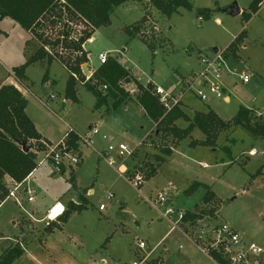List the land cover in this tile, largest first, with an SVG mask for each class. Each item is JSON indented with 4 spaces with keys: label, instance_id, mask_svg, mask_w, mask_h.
<instances>
[{
    "label": "rangeland",
    "instance_id": "rangeland-1",
    "mask_svg": "<svg viewBox=\"0 0 264 264\" xmlns=\"http://www.w3.org/2000/svg\"><path fill=\"white\" fill-rule=\"evenodd\" d=\"M252 1L192 0L191 11L180 9L167 17L147 0H129L116 9L110 25L98 30L64 6L42 18L39 37L12 19L0 20V84L5 79L13 80L25 88L13 70L25 65L32 51L44 49L55 64L56 86L43 84L47 60L26 71L30 114L49 139L58 145L71 127L83 136L89 133V127L99 128L93 135V147L80 143L83 161L74 166L85 209L71 216L64 232L58 228L49 231L52 221L44 218L47 201L62 199L68 209L67 203L75 200L77 192L70 173H55L52 163L45 160L49 155L46 147L37 153L38 168L30 180L34 194L27 200L19 198V203L9 199L0 209V256L7 247L19 246L24 254L15 264H133L141 255L136 244L144 241L151 249L155 248L152 253L151 249L148 251L147 264L154 260L160 264H214L198 245L201 232L207 234L202 247L212 241L224 224L244 233V242L255 241L257 235L264 239L262 140L236 128L222 132L216 147L208 148L191 145L206 138L196 129L190 138L175 146L173 136L154 134L156 126L151 137L145 139L150 121L132 104H122L117 109L111 104L107 113L104 108L95 109L97 98L85 85L91 79L82 68L87 65L93 75L100 67L98 55L107 53L108 59H117L142 84L162 85L170 95L169 104L190 99L204 111L208 105L224 121L232 120L240 107L264 117V5L246 22L243 12H248ZM234 3L242 10L237 17L227 12ZM201 9H210V18L199 16ZM244 31L245 41L235 57L226 49ZM68 35L71 39L66 38L64 45L58 43L59 36ZM27 41L30 44L26 49ZM81 41L84 44L80 50L66 47ZM215 49L223 52L227 66L245 71L250 81L243 84L234 74L226 77L225 71L222 82L230 101L209 94L207 105L200 104L203 101L191 89L193 77L202 68L200 58L217 54ZM79 68L82 74L76 78L80 103L71 101L63 107L64 76ZM123 87L126 91H137L133 83ZM99 90L108 94L104 85ZM194 113L190 112V116ZM177 124L182 129L189 125L184 121ZM122 141L136 149L134 156L126 160L131 173L139 172L146 177L151 167H157L158 175L146 179L140 188L118 172L119 163L113 168L99 154ZM36 144L31 143L34 152ZM226 146L230 153L224 150ZM170 147L172 155L167 156L162 149ZM194 182L207 184L208 189L202 187L187 197L185 191ZM159 196L166 197L167 205L175 210L197 214L201 219L196 224L183 221L179 229L174 228L163 216L165 208L159 205ZM102 205L106 209L101 211ZM13 217L17 227L13 226ZM201 226L205 228L201 230Z\"/></svg>",
    "mask_w": 264,
    "mask_h": 264
},
{
    "label": "trees",
    "instance_id": "trees-1",
    "mask_svg": "<svg viewBox=\"0 0 264 264\" xmlns=\"http://www.w3.org/2000/svg\"><path fill=\"white\" fill-rule=\"evenodd\" d=\"M129 0H0V20L12 19L17 22L24 30L38 36L37 28L40 26L42 18L49 16L53 10L64 6L71 9L76 15L85 20L94 30L110 25L111 16L117 8L127 3ZM156 10L167 17L179 12L180 9L191 11L193 9L192 0H147ZM264 5V0H253L249 6L248 12H243V19L249 22L253 15L257 14ZM199 16L210 18L212 11L210 9L199 10ZM137 31L136 33H138ZM1 33V30H0ZM131 38L134 35L129 33ZM246 38V32H242L234 42L226 49L238 57V51ZM80 43H72L66 47L80 50ZM60 43V41L58 42ZM66 42H63V44ZM47 60L48 69L44 80L48 77L51 58L44 49L37 50L27 63L20 68L13 70L15 78L19 83L27 80V68L37 62ZM85 60V59H84ZM78 74L81 75V69L71 71L65 89V98L78 103L76 96L77 85L79 83ZM93 83L86 82L85 85L96 96L97 101L95 109H101L107 105V100L112 97L114 102L112 108L117 109L126 103L131 94L124 89L125 84L133 83L138 91L135 97L139 105L144 109L146 116L156 125L154 134L160 136H173L175 146L191 137L197 129L205 135V140L201 142H192L191 145L215 148L220 134L230 129L242 128L250 133L256 139L264 143V117L255 115L254 112L246 107H240L235 117L230 121H224L214 111L207 113L196 112L190 117L181 108L179 103L172 109H167L156 95L157 87L153 83L146 85L137 80L132 73L126 69L117 59L110 57L107 63L101 65L92 75ZM104 85L108 89V94H103L99 87ZM28 101L24 95L13 85H4L0 88V207L7 199L8 189L5 187L4 180L9 177L15 183H24L38 168V152L46 150V144L42 142V136L37 131L34 123L28 117L26 109ZM184 121L189 125L182 129L178 127V122ZM151 137V135L149 136ZM148 137V138H149ZM63 142L69 150L76 154L80 151V135L75 130H70L64 136ZM37 143V151L31 150V143ZM51 145V144H49ZM24 149H28L25 151ZM228 153L231 152L228 146L224 147ZM165 155H172L173 149H162ZM158 161L164 162V158H158ZM62 168L61 173H64ZM157 167H151L146 179L155 177ZM259 175V173H258ZM71 181L74 182L72 179ZM208 187L200 182L194 184L185 191L187 197H191L198 189ZM79 205L71 203L67 211L59 218L60 223H66L72 213H80L85 209L82 204L80 190L74 184ZM212 196L215 194L210 190ZM209 199L206 198V202ZM201 218L194 213H185L183 221L196 224ZM54 228L61 229V226L54 222L48 226L49 231ZM24 254L19 247H10L0 256V264H15ZM217 264H231L224 253L220 250H211L209 255ZM150 264H160V261L154 260Z\"/></svg>",
    "mask_w": 264,
    "mask_h": 264
},
{
    "label": "built area",
    "instance_id": "built-area-1",
    "mask_svg": "<svg viewBox=\"0 0 264 264\" xmlns=\"http://www.w3.org/2000/svg\"><path fill=\"white\" fill-rule=\"evenodd\" d=\"M88 26L91 27L89 24ZM41 28H42V25L40 23V26L37 28L38 34H40L39 32ZM66 38H70V36L68 35L67 37H63V38H60L59 36L58 38L59 40L57 39V41H60V44L64 45L63 42H66ZM224 57L225 56L223 52H218L217 54L215 53L211 57L204 56L200 58V66L202 68L198 72H195L196 75L193 77L191 89L194 90L197 97L203 102H206L208 100L209 94H211L212 96L218 99H223L227 102L230 101V94L228 93L229 91L227 90L226 86H224L222 82V78L226 74L225 71L227 72L226 77L228 75L234 74L236 77L238 76L239 81L243 84H247L250 81V77L245 71H240L237 68L231 69L229 66H227L228 64L225 61ZM98 60H99L100 66L107 63L108 54L100 53L98 55ZM87 78L90 79L89 77ZM104 88L107 89L106 86H104ZM128 92L130 94L132 93L133 95H135V97L138 94V91L132 92L130 90ZM156 95L159 97L163 105L169 110L174 108L180 103L179 102L180 100H173L171 104H169L170 95H168V93L165 92L162 88L156 89ZM97 132L98 130L94 129L92 130V132L88 133L87 135L80 136V143L83 142L88 147H93V143H94L93 135H95ZM47 148H49V155H47L46 157L50 158V160H48L47 158L45 160L52 163L55 169V173H61L62 168L65 167L66 162L68 161L74 165H79L81 163L80 157L72 150H69L66 146V143L63 141H61L58 145L47 146ZM135 150L136 149L131 148L128 143L121 142L117 146H110L103 153H100V156L106 159L109 166L113 168H115V166L119 163V165L117 166L118 172L121 175L125 176L135 188H140L145 184L146 177L139 172L131 173L130 169L128 168V165L126 164V160L134 156ZM9 180H10L9 181L10 187L5 185V187L10 189L9 197L16 199V201L19 203V200L17 199L15 192L19 189L21 184L15 183L11 178H9ZM28 194L31 197L34 194V191H31L28 189ZM159 197H160L159 205L165 208V212L163 213V216L169 219L173 223L174 228L179 229L178 225L181 222H183V218L185 214L167 205L168 199L166 197H162V196H159ZM112 198H113V195H110L109 199H112ZM57 206L58 205L54 206L49 211L48 217H47L48 220L50 221L57 220V219L54 220L51 218L52 213L57 208ZM105 209L106 207L104 205L100 207L101 211ZM64 211H65V208L63 207V212ZM173 227L172 229H174ZM206 235L207 234H205L204 232H201L199 239H198V241H200V244L196 242L198 245L201 246V251L209 255L211 250H220L223 248L224 253L226 254V257L231 262V264H247L250 261H252L255 264V262L258 261V258L264 254V249L262 247H260L259 245L255 243H252V244L245 243L244 238L241 236V234L238 231H236L234 228L226 224L221 226L218 229V231L215 232V236L209 244H206L204 242L206 246H203L204 247L203 248L202 242L207 239ZM136 245L141 255L138 259H136L133 262V264H147L148 263V251L151 248L144 241H139ZM150 251L152 253L153 251H155V248H152Z\"/></svg>",
    "mask_w": 264,
    "mask_h": 264
},
{
    "label": "crops",
    "instance_id": "crops-1",
    "mask_svg": "<svg viewBox=\"0 0 264 264\" xmlns=\"http://www.w3.org/2000/svg\"><path fill=\"white\" fill-rule=\"evenodd\" d=\"M30 43L27 41L26 42V49H27V46L29 45ZM35 54V51H32L31 52V56L32 55H34ZM31 56H29V58L31 57ZM90 58V57H89ZM37 63H45V60H43V61H40V62H37ZM34 64H36V63H34ZM34 64H32V65H34ZM32 65H30V66H32ZM48 65V64H47ZM30 66L27 68V70L30 68ZM54 66H55V64H53L52 62H51V64H50V66H49V71H48V77L45 79V80H43V84H44V86H46V87H50V86H56V85H58V84H55V82H56V80L58 79V77H57V74H56V72H55V69H54ZM48 69V68H47ZM127 69V68H126ZM26 70V71H27ZM134 76V75H133ZM26 77H27V80L26 81H24V83H21V84H23L22 86H25V88H29V87H27L26 86V83L28 82V80H29V77H28V75H27V73H26ZM65 77V79L63 80V89L62 90H64V92H65V89H66V84H67V81H68V78H69V76H68V74L66 73V76H64ZM182 77H185V76H182ZM61 82V81H60ZM59 82V83H60ZM151 83H153V82H151ZM155 86H158V87H160V88H162L164 91H165V88L161 85H158V84H155V83H153ZM4 85H13V86H15L23 95H24V97L27 99V101H28V106H27V109H26V113H27V115H28V117L32 120V122L34 123V125H35V127H36V129H37V131L39 132V134L42 136V142L43 143H45L47 146H54L55 144L49 139L50 137H48V134L45 132V131H43L42 130V128H41V125L39 124V123H37L36 121H35V119H34V117L30 114V110H29V108H30V100H29V98H28V91L24 88V87H21L19 84H17L15 81H9V82H7L6 81V79L0 84V88L2 87V86H4ZM79 87H80V85L78 84L77 85V92H76V96H77V99H78V102L80 103V99H79V97H78V91H79ZM29 90V89H28ZM165 92H167V91H165ZM54 95H51V98L53 97ZM134 96V97H133ZM133 96H131L128 100H127V102L126 103H124L123 105H126V106H130L131 104H132V106H134L135 108H137L139 111H140V113H142L149 121H150V129H149V131H148V133H147V135H146V138L145 139H147L150 135H151V133H152V131H153V129H154V127L156 126L147 116H146V113H145V111H144V109L139 105V103L137 102V100H136V98H135V95H133ZM112 98V97H111ZM111 98L109 97L108 98V100H107V105H105L104 107H102V110H103V108H104V110H105V113H107L109 110H108V108L109 107H111V104H113V102H114V100L112 101V102H110L111 101ZM113 99V98H112ZM135 99V100H134ZM68 102H71V100H69V99H63V101H62V103H63V107H66L67 106V104H68ZM200 104H202V103H204V102H199ZM180 104H181V108H182V110H184L189 116H190V112L191 113H196V112H203V113H207L208 111H210V110H212L208 105H207V103L205 102L204 104H206L207 105V110L206 111H204V110H202V108L200 107V106H198L193 100H190V99H186V100H184V101H182V102H180ZM96 105V104H95ZM106 108V109H105ZM101 110V109H100ZM213 111V110H212ZM215 112V111H214ZM194 113V114H195ZM216 114H217V112H215ZM218 115V114H217ZM105 116V115H104ZM191 117V116H190ZM106 118H108V117H106ZM71 129H73V130H75V132H77L80 136H83V135H81L75 128H70V130ZM94 129H99L98 128V126L97 125H95L94 127L93 126H91V127H89V133L90 132H92V130H94ZM88 134V133H87ZM125 137H126V133H124L123 134ZM145 139H144V141L143 142H145ZM123 142V141H122ZM49 144H51V145H49ZM83 151H82V148L80 147V151H79V153L77 154L79 157H80V160L82 159V161H83ZM100 154V153H99ZM74 164H72L71 162H67L66 163V165H65V168H64V173H62V174H66L67 172H69L70 173V175H71V177L73 178V180H74V184L76 185V187L79 189V190H82V187L81 186H79L78 185V183H77V181H76V179H75V176H76V174H77V172H76V170L74 169ZM36 173V171L31 175V176H29L28 178H27V180L24 182V183H22L21 184V186L19 187V189L15 192V195H16V197H17V199L19 200V198H22V199H29L30 198V195L28 194V189L29 190H32V189H30V187H29V185H30V180L32 179V177L34 176V174ZM157 175H158V173H157ZM156 175V176H157ZM10 180H9V178H6L5 180H4V184L5 185H7V186H9V182ZM202 184H204V183H202ZM205 185H207V184H205ZM10 187V186H9ZM7 188V187H6ZM8 189V195H9V191H10V189L9 188H7ZM33 191V190H32ZM91 193H93V191H91ZM9 199H13L14 201H16V199H14V198H11V197H7V199L3 202V204L1 205V207H0V209L4 206V204L9 200ZM62 199H57V200H55V199H51V200H49V201H47V205L45 206V209H47V213H46V215H45V220H47V221H49L48 219H47V215H48V213H49V211L54 207V206H56V205H60V206H62V207H64L65 208V212L67 211V206L65 205V204H63L62 203V201H61ZM17 202V201H16ZM79 199H78V197L76 196L75 197V200L73 201V200H70L68 203H67V205L69 204V206L71 205V203H73V204H76V205H79ZM18 203V202H17ZM20 205V204H19ZM69 206H68V208H69ZM64 212V213H65ZM75 213H77V212H74V213H72L71 214V216H73V214H75ZM62 216V215H61ZM61 216H59L58 218H57V220L56 221H52V222H50L51 224H53L54 222H56V223H58L60 226H61V229H59L60 231H65V228H66V226H67V224H68V222H69V220H70V218H71V216L69 217V219L67 220V222L66 223H60L59 222V218L61 217ZM15 218L16 217H13V219H12V222H13V226L14 227H17V222L15 221ZM43 218V219H44ZM41 221H43L42 219H41ZM40 221V223H42ZM224 224V223H223ZM231 226V225H230ZM232 228H234L236 231H238L240 234H242L241 236H243L244 235V233H241L240 231H239V229H237V228H235V227H233V226H231ZM201 228V230H203L205 227L204 226H201L200 227ZM258 237H255V241L252 239H250V240H248V239H246V241L249 243V242H251V243H255V244H257V245H259L260 247H262L263 249H264V239L263 238H260L259 237V235H257ZM1 241V240H0ZM245 241V242H246ZM211 241H209V243H210ZM246 242V243H247ZM20 245H22V243L20 242ZM9 247H7L6 249H5V251L8 249ZM23 251H24V249L23 248H21ZM4 251V252H5ZM207 257L210 259V261H212L214 264H217L213 259H211V257L210 256H208L207 255ZM137 259V258H136ZM164 262V261H163ZM163 264V263H162ZM247 264H254L252 261H250L249 263H247ZM255 264H264V254L263 255H261L259 258H258V261L257 262H255Z\"/></svg>",
    "mask_w": 264,
    "mask_h": 264
},
{
    "label": "water",
    "instance_id": "water-1",
    "mask_svg": "<svg viewBox=\"0 0 264 264\" xmlns=\"http://www.w3.org/2000/svg\"><path fill=\"white\" fill-rule=\"evenodd\" d=\"M227 12L233 16V17H237L239 15L242 14V10L239 7V5L237 3H234L233 6L227 10ZM218 49H215V52H218ZM83 72L85 73V75H87L90 79L92 78L91 73L89 72V69L86 65L83 66ZM91 83H93V80L91 79ZM25 151H28V149H24Z\"/></svg>",
    "mask_w": 264,
    "mask_h": 264
},
{
    "label": "bare ground",
    "instance_id": "bare-ground-1",
    "mask_svg": "<svg viewBox=\"0 0 264 264\" xmlns=\"http://www.w3.org/2000/svg\"><path fill=\"white\" fill-rule=\"evenodd\" d=\"M65 212V211H64ZM63 212V207L58 205L57 208L54 210V212L52 213L51 218L56 220L59 216L64 214Z\"/></svg>",
    "mask_w": 264,
    "mask_h": 264
}]
</instances>
